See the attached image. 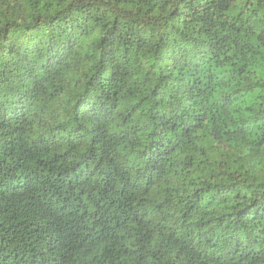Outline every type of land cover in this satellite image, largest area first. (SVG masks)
<instances>
[{"label": "trees", "instance_id": "trees-1", "mask_svg": "<svg viewBox=\"0 0 264 264\" xmlns=\"http://www.w3.org/2000/svg\"><path fill=\"white\" fill-rule=\"evenodd\" d=\"M0 264H264V0H0Z\"/></svg>", "mask_w": 264, "mask_h": 264}]
</instances>
